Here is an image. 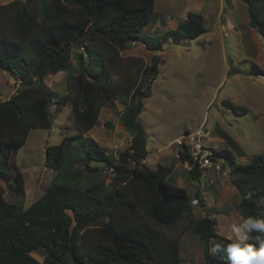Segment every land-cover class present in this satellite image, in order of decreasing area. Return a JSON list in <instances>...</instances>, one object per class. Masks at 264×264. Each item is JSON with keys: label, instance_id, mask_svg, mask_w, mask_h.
Listing matches in <instances>:
<instances>
[{"label": "trees", "instance_id": "obj_1", "mask_svg": "<svg viewBox=\"0 0 264 264\" xmlns=\"http://www.w3.org/2000/svg\"><path fill=\"white\" fill-rule=\"evenodd\" d=\"M241 1L247 6L250 27L264 42V23L255 9L256 1ZM28 3L0 5V21L8 20L17 37L10 39L0 28V71L21 84L9 99L0 101V181L15 197L12 203L6 202L0 186V264H181L178 240L162 231L181 220L185 230L197 235L205 264H230L226 248L234 242L216 233V221L209 216L193 218L192 201L204 207L200 193L191 200L185 188L169 183L173 166L159 165L154 171L140 166L148 151L139 117L143 99L149 95L137 86L114 92L104 64L111 58L87 44L91 39H104L110 51L128 50L129 42L135 44L150 23L155 0H48L37 5L36 14ZM258 4L264 13V0ZM205 33L203 17L191 12L169 32L187 39ZM76 49L82 53L73 76L70 55ZM26 51L36 57L31 65L22 56ZM157 67L158 58L153 57L142 77L148 70L156 73ZM61 72L72 80L73 123L78 135L63 137L46 148L44 165L58 172L57 176L40 199L23 209L24 177L11 167L10 156L25 144L32 130L51 128L50 99L43 81ZM249 76L264 77V71L252 65ZM117 98L122 104L117 125L129 134L130 141L116 158L81 137L94 128L102 107ZM223 105L236 115L246 113L229 102ZM105 127L113 126L106 123ZM179 156L178 161L190 167V181L198 183L203 170L187 151ZM212 157L228 162L244 218L264 219L263 189L248 184L264 185V155L253 156L247 165L236 164L227 150H215ZM103 172L110 173V183L98 180ZM81 178L87 186H81ZM257 234L249 233L243 244L258 249L253 239ZM34 252L42 253L41 262L32 256Z\"/></svg>", "mask_w": 264, "mask_h": 264}, {"label": "rangeland", "instance_id": "obj_2", "mask_svg": "<svg viewBox=\"0 0 264 264\" xmlns=\"http://www.w3.org/2000/svg\"><path fill=\"white\" fill-rule=\"evenodd\" d=\"M13 1L26 0H0V5ZM255 1V9L264 23V13L258 9L260 0ZM46 2L29 0L28 4L36 14L37 5ZM188 12L203 17L206 33L197 39L169 34L184 21ZM0 28L10 39L17 40L8 20H1ZM87 44L94 45L104 58H111L104 64L110 72L114 92L137 86L149 95L143 99L144 108L139 117L148 151L141 168L154 171L159 165L173 166L167 181L185 188L191 200L199 192L204 201V207L199 202L192 205L193 218L209 216L216 221L219 236L238 242L232 236V227L239 226L244 216L228 162L222 160V171L209 170L198 183L192 182L189 165L176 160L182 149L173 145L178 138L202 129L207 133L206 143L216 151H229L236 164L247 165L253 156L264 155V77L249 76L252 65L264 71V42L249 25L247 6L241 0H155L150 23L128 50L110 51L104 39H91ZM80 53L76 49L70 55L73 76L79 69ZM22 56L28 65L36 60L27 51ZM153 57L158 58L157 72L148 70L142 77V71L150 67ZM85 63L87 67L90 65L88 60ZM43 83L50 99L51 128L32 130L25 144L12 151L9 160L11 167L24 177L23 209L40 199L57 176L58 172L44 165L46 148L57 145L63 137L78 135L73 123L72 80L61 72L46 77ZM20 86L19 79L0 71V101L9 99ZM224 102L244 108L246 113L236 115ZM121 110L119 98L106 103L94 128L83 134L82 140L96 143L106 154L117 158L130 141L129 134L117 125ZM106 123L112 129L106 128ZM100 169L103 170L102 166ZM109 174L101 173L98 180L110 183ZM80 183L82 187L88 185L84 178ZM248 184L264 192V185H253V181ZM0 186L6 188V183L1 180ZM5 188L4 198L12 203L15 197ZM260 202L264 204V198ZM184 228L181 220L173 227H162V231L178 240L181 264H205L197 235ZM32 256L39 262L43 259L41 252H34Z\"/></svg>", "mask_w": 264, "mask_h": 264}, {"label": "built area", "instance_id": "obj_3", "mask_svg": "<svg viewBox=\"0 0 264 264\" xmlns=\"http://www.w3.org/2000/svg\"><path fill=\"white\" fill-rule=\"evenodd\" d=\"M134 44L132 42H129ZM207 133L203 132L202 129L194 133L193 135H187L185 137H180L175 140L173 146H177L178 148L182 149V151H178L176 155V160L180 159L179 152L187 151L188 155L192 159L194 164H197L200 170H203V174L209 170L214 172H220L223 169V161L221 159L214 160L213 159V152L215 149L210 147L206 143ZM190 169V168H189ZM212 180L209 181V183ZM198 201L193 200L192 205H197ZM239 226L232 227V236L236 237L237 241H240L245 236L248 235L247 233L243 232L242 230L238 231ZM247 239H243V242Z\"/></svg>", "mask_w": 264, "mask_h": 264}, {"label": "clouds", "instance_id": "obj_4", "mask_svg": "<svg viewBox=\"0 0 264 264\" xmlns=\"http://www.w3.org/2000/svg\"><path fill=\"white\" fill-rule=\"evenodd\" d=\"M240 230L245 233H258L253 238L258 244V249L253 244H243V239H247V236L238 242L229 244L226 251L230 264H264V219L247 216L239 225L238 231ZM220 249L221 245H217L216 250Z\"/></svg>", "mask_w": 264, "mask_h": 264}, {"label": "crops", "instance_id": "obj_5", "mask_svg": "<svg viewBox=\"0 0 264 264\" xmlns=\"http://www.w3.org/2000/svg\"><path fill=\"white\" fill-rule=\"evenodd\" d=\"M187 15V14H186ZM186 18H185V16H184V20H185ZM204 174H207L206 172L204 173Z\"/></svg>", "mask_w": 264, "mask_h": 264}, {"label": "water", "instance_id": "obj_6", "mask_svg": "<svg viewBox=\"0 0 264 264\" xmlns=\"http://www.w3.org/2000/svg\"><path fill=\"white\" fill-rule=\"evenodd\" d=\"M45 152H46V150H45ZM45 160H46V158H45Z\"/></svg>", "mask_w": 264, "mask_h": 264}]
</instances>
